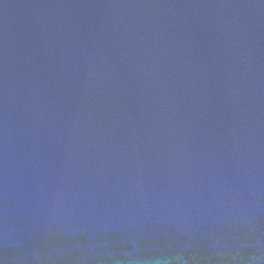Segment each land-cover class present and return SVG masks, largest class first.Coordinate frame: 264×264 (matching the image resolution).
<instances>
[{"label":"water","instance_id":"1","mask_svg":"<svg viewBox=\"0 0 264 264\" xmlns=\"http://www.w3.org/2000/svg\"><path fill=\"white\" fill-rule=\"evenodd\" d=\"M0 264H264V0H0Z\"/></svg>","mask_w":264,"mask_h":264}]
</instances>
